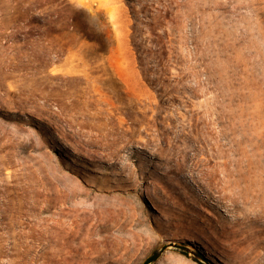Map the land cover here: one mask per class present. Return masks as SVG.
Here are the masks:
<instances>
[{
    "label": "rangeland",
    "instance_id": "374dc122",
    "mask_svg": "<svg viewBox=\"0 0 264 264\" xmlns=\"http://www.w3.org/2000/svg\"><path fill=\"white\" fill-rule=\"evenodd\" d=\"M131 1L0 0V264H264V0Z\"/></svg>",
    "mask_w": 264,
    "mask_h": 264
},
{
    "label": "trees",
    "instance_id": "16d2710c",
    "mask_svg": "<svg viewBox=\"0 0 264 264\" xmlns=\"http://www.w3.org/2000/svg\"><path fill=\"white\" fill-rule=\"evenodd\" d=\"M127 1L128 3H132L131 0H127ZM49 17H51V21L49 20V23L51 24L54 23V21H52V16ZM72 21H73L72 24L73 30L75 32H78L80 35H82L83 39H86L91 43H96L101 47V49L105 48L106 44L108 43V33H106L101 29V24H102L101 21L100 24H96V25L92 24L90 19L87 17L73 18ZM136 49L139 55H141L140 49L138 47H136ZM240 75L241 73L236 75V78L241 79ZM160 255L161 254L157 251L153 252V254L144 262V264H152L156 262L159 259Z\"/></svg>",
    "mask_w": 264,
    "mask_h": 264
}]
</instances>
